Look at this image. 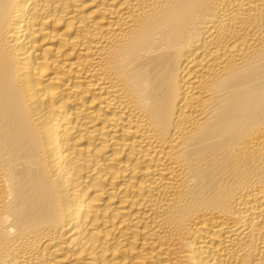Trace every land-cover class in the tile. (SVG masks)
<instances>
[{
	"label": "bare ground",
	"instance_id": "obj_1",
	"mask_svg": "<svg viewBox=\"0 0 264 264\" xmlns=\"http://www.w3.org/2000/svg\"><path fill=\"white\" fill-rule=\"evenodd\" d=\"M0 264H264V0H0Z\"/></svg>",
	"mask_w": 264,
	"mask_h": 264
}]
</instances>
